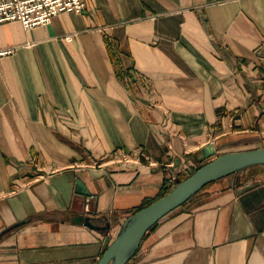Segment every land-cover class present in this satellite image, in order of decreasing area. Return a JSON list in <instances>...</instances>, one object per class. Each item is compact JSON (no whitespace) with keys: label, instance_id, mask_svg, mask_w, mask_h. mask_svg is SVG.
Returning a JSON list of instances; mask_svg holds the SVG:
<instances>
[{"label":"crops","instance_id":"1","mask_svg":"<svg viewBox=\"0 0 264 264\" xmlns=\"http://www.w3.org/2000/svg\"><path fill=\"white\" fill-rule=\"evenodd\" d=\"M86 2L0 22V264H96L164 183L264 146V0ZM127 264H264V164L196 192Z\"/></svg>","mask_w":264,"mask_h":264},{"label":"water","instance_id":"2","mask_svg":"<svg viewBox=\"0 0 264 264\" xmlns=\"http://www.w3.org/2000/svg\"><path fill=\"white\" fill-rule=\"evenodd\" d=\"M214 153L213 144L204 148L206 157ZM255 164H264V146L227 151L203 162L171 190L131 213L96 264H127L137 252L146 233L160 219L206 185ZM86 224L97 229L110 226L109 222L105 225L94 224L90 216L86 217Z\"/></svg>","mask_w":264,"mask_h":264},{"label":"built area","instance_id":"3","mask_svg":"<svg viewBox=\"0 0 264 264\" xmlns=\"http://www.w3.org/2000/svg\"><path fill=\"white\" fill-rule=\"evenodd\" d=\"M87 6L86 0H0V22L20 20L26 29L50 22L51 18L63 11L82 12ZM14 47L0 48V57L11 54ZM122 160H128V155L119 153ZM150 163L153 160L148 156ZM193 168L185 170L181 179L171 181L178 183L193 172Z\"/></svg>","mask_w":264,"mask_h":264},{"label":"trees","instance_id":"4","mask_svg":"<svg viewBox=\"0 0 264 264\" xmlns=\"http://www.w3.org/2000/svg\"><path fill=\"white\" fill-rule=\"evenodd\" d=\"M196 169H197V168H196ZM184 178H185V177H184ZM176 184H177V183H176ZM176 184H175V185H176ZM175 185H174V186H175ZM174 186H172V185H168V184L164 183V185H163V187H162L160 193H159L155 198L146 201V202H145L142 206H140L138 209H140L141 207H143V206L149 204L150 202L154 201L155 199L161 197L164 193H166V192H168L169 190H171ZM138 209H137V210H138ZM152 227H153V226H152ZM104 251H105V250H104Z\"/></svg>","mask_w":264,"mask_h":264}]
</instances>
